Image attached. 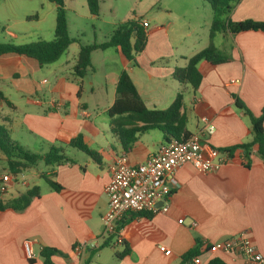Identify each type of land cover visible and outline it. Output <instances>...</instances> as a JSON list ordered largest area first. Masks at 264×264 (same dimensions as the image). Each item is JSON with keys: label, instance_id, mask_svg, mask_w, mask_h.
Returning <instances> with one entry per match:
<instances>
[{"label": "crops", "instance_id": "1", "mask_svg": "<svg viewBox=\"0 0 264 264\" xmlns=\"http://www.w3.org/2000/svg\"><path fill=\"white\" fill-rule=\"evenodd\" d=\"M72 11L75 13L74 8ZM34 14L36 18L27 19ZM145 15L141 20L147 24V41L134 65L117 48L94 50L91 67L82 78L76 77L72 68L82 44L76 40L55 62L46 64L55 75L54 82L48 83L37 80L43 65L35 59L14 53L0 55V91L12 104L0 100V123L10 139L39 154L60 147L67 159L54 165L39 161L12 174L5 155L0 156V177H11L1 199L10 200L38 187V196L24 209L0 212V264H44L40 256L43 248L62 252L51 256L53 264H82V257L91 250L95 252L89 264H180L186 252L197 246L202 251L204 244L242 230L249 232L264 257V163L256 156L255 147L249 166L240 149L232 157L227 155L213 172H200L189 163L180 166L166 212L126 213L117 227L122 243L103 235L101 216L108 203L104 186L113 156L126 153L129 162L136 164L166 143L161 131L150 129L136 133L131 149L123 151L106 113L122 71L129 74L148 108H166L184 88L188 130L194 134L212 125L213 132L201 139L217 150L251 139L249 119L235 106L234 96L255 116L264 109V31L216 33L214 45L231 59L216 66L198 62L202 79L193 92L172 78V71L208 45L213 16L210 6L202 0H160ZM229 17L234 22H264V0H239ZM54 24L55 4L49 0H0V42L50 40ZM97 39L94 34V42L106 38ZM89 72L94 77L100 75L99 79L93 80ZM191 117L193 130L188 127ZM78 133L98 153L99 163L68 144ZM44 176L59 188H52ZM24 241H30L34 254L30 262L23 252ZM123 244L129 252L117 258ZM78 245L84 246L80 255L75 251ZM159 246L170 253L165 254ZM213 257L225 264H248L242 257L206 250L201 264Z\"/></svg>", "mask_w": 264, "mask_h": 264}, {"label": "trees", "instance_id": "2", "mask_svg": "<svg viewBox=\"0 0 264 264\" xmlns=\"http://www.w3.org/2000/svg\"><path fill=\"white\" fill-rule=\"evenodd\" d=\"M49 1L55 4L53 37L50 40H37L23 44L0 42V55L14 53L33 58L39 65H46L55 62L66 51L69 45L76 41L68 33L67 9L64 0ZM202 1L210 6L213 13L209 29V43L206 47L186 58V63L183 67H175L172 71V78L177 80L181 85L190 86L193 92L197 90L202 79V74L197 68L198 62L203 60L211 66H216L231 59L230 55L214 45L213 38L216 33L228 31L233 34L251 29L264 31V22L251 20L234 22L230 19L229 14L234 4L239 0ZM86 3L90 14L97 17L99 0H86ZM32 18H36V14L27 17V19ZM147 34V25L141 19H127L118 22L104 41H93L79 45L76 61L72 68L74 75L79 78L84 76L87 68L91 67V53L94 50L117 48L131 64H136V56L145 48ZM184 93V88H180L173 101L166 108H148L140 97L129 74L125 70L122 71L116 82L115 98L111 106L106 110V113L111 119V130L118 136L123 151L128 152L131 149L137 139L136 133L145 132L150 129L161 131L166 142L171 140L184 141L189 138L192 133L187 128ZM0 100L8 106H12L1 91ZM234 100L235 106L242 110L249 119L251 139L219 151L227 153L228 157H232L235 150L240 149L246 158L245 165L249 166V157L253 147H255L256 156L264 163V109L260 115L255 116L238 97L234 96ZM139 122L141 125H138ZM68 144L89 155L96 163L100 162L98 153L88 147L85 137L81 133L71 138ZM0 152L5 155L7 168L12 174H18L39 161H42L45 165H54L67 160L60 147L52 146L45 154L33 153L22 149L16 142L10 139L6 127L1 123ZM43 178L52 188H59L47 176ZM34 196H38V187L29 189L10 200L0 198V212L7 209L22 210ZM123 245L124 250L117 253V258H121L129 252L126 244ZM204 251H200L197 246L195 249L182 255L180 264H193L191 263L192 258L194 256L201 257ZM94 252V250H91L88 252L86 258L82 257V264H89ZM56 253L62 252L53 248H43L40 251V256L43 258L44 264H53L51 256ZM28 260L30 262L32 259ZM206 264L225 263L218 257H213Z\"/></svg>", "mask_w": 264, "mask_h": 264}, {"label": "built area", "instance_id": "3", "mask_svg": "<svg viewBox=\"0 0 264 264\" xmlns=\"http://www.w3.org/2000/svg\"><path fill=\"white\" fill-rule=\"evenodd\" d=\"M143 23L147 25L145 21ZM212 132V125L207 124L184 141L171 140L163 143L143 162L136 164L129 162L126 153L115 154L110 164L109 181L104 186L108 203L101 216L103 235L114 236L116 243H122L117 227L126 213L166 212L168 198L175 183L174 174L180 166L189 163L200 172L216 171L227 160V153L214 149L201 139L203 134L209 135ZM10 178L9 174L0 177V193L5 191L6 182ZM158 248L165 254L170 253L163 246ZM83 250V245L75 247L79 255ZM202 250L211 254L242 257L248 264H264V257L258 252L247 230L221 241L204 244ZM23 252L27 259L34 257L30 241L23 242ZM192 263L201 264V257L194 256Z\"/></svg>", "mask_w": 264, "mask_h": 264}, {"label": "rangeland", "instance_id": "4", "mask_svg": "<svg viewBox=\"0 0 264 264\" xmlns=\"http://www.w3.org/2000/svg\"><path fill=\"white\" fill-rule=\"evenodd\" d=\"M159 1L160 0H99L98 16L94 17L87 10L86 0H65L69 36L82 44L94 41V34L96 38H98L97 40H104L118 22L127 19L139 20L143 18L142 16H146L145 12L149 7L153 3H158ZM72 8L75 9V13L72 11ZM13 40L14 41L10 43L23 44L28 42L25 41L26 39L21 38ZM88 75L92 76L90 72ZM87 76L85 81L88 79ZM92 77L93 80H98L100 75ZM36 78L37 80L44 79L48 83H53L55 75L52 71V66L43 65L42 70L37 73ZM93 108L94 111L97 110L96 107ZM193 124L194 119L191 117L188 122V127L191 130L194 129ZM0 156H4L2 152H0ZM2 163L3 162H0V172L2 171Z\"/></svg>", "mask_w": 264, "mask_h": 264}]
</instances>
